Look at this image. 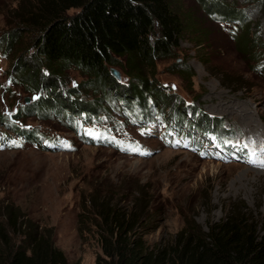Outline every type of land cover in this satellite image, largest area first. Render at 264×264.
<instances>
[{"label": "rangeland", "instance_id": "obj_1", "mask_svg": "<svg viewBox=\"0 0 264 264\" xmlns=\"http://www.w3.org/2000/svg\"><path fill=\"white\" fill-rule=\"evenodd\" d=\"M40 1L0 0V115L44 137L42 149L25 141L9 149L0 141V223L5 204L14 203L41 226L52 228L54 243L70 264H95L101 252L94 227L79 225V214L92 195H109L121 204L145 197L152 207L151 225H159L146 236L152 244L172 239L185 219L207 230L206 224L223 218L229 206L242 209L249 225L264 234V142L255 148L258 140L264 141L259 132L264 131V0H218L246 19L240 28L236 20L213 16L199 0H172L185 19L183 33L167 52L136 63L150 83L175 95L188 121H215L230 136L229 145L247 150L246 158L208 153L227 145L214 139L213 132L206 134L203 153L190 147L184 135L170 131L166 136L169 106L163 107L162 118L153 111L144 122L115 102L110 113L99 111L89 118L81 132L53 118L39 119L30 110L44 93L14 77V66L30 47L26 27ZM15 30L22 36L7 43ZM157 34L153 31L151 40ZM246 40L250 48L242 47ZM117 61L108 69L118 72V83L128 85L130 64ZM60 80L63 94L74 89L79 99L92 103L104 97L101 87L77 68L66 69ZM23 107L29 111L15 120L12 115ZM1 137L17 139L2 124ZM84 137L96 143L87 144Z\"/></svg>", "mask_w": 264, "mask_h": 264}, {"label": "trees", "instance_id": "obj_2", "mask_svg": "<svg viewBox=\"0 0 264 264\" xmlns=\"http://www.w3.org/2000/svg\"><path fill=\"white\" fill-rule=\"evenodd\" d=\"M199 1L213 16L236 20L239 28L246 25L243 16L233 14L218 0ZM70 9L76 11L68 13ZM183 19L172 0H41L26 27L32 37L30 47L23 50L14 66V77L44 93L30 112L81 132L80 126L89 118L98 116L99 111L110 113L115 102L123 112L130 111L144 122L152 119L153 111L162 118L163 107L169 106L168 127L173 126L193 144L208 132L226 139L224 129L213 120L202 117L194 123V117L188 121L175 95L150 83L137 68L139 60L151 61L155 54L176 45L185 28ZM155 30L158 34L151 40ZM21 34L11 32L6 42H17ZM248 40L242 43L243 48L251 47ZM29 49L32 51L27 55ZM118 59L130 64L132 81L128 85L118 83L108 69ZM70 67L83 71L92 85L101 87L103 101H82L74 89L60 92V78ZM28 111L23 107L12 117L18 120ZM0 124L17 136L16 140L0 138L9 149L24 141L43 148L44 137L35 130L18 126L6 115H0ZM83 140L96 143L88 137ZM88 204L79 214V225L94 227L101 250L95 264H264V234L257 232L256 225H249L251 221L244 218L242 209L229 206L223 218L206 224L207 230L185 219L172 239L152 244L146 236L159 225H151L152 207L142 195L133 204H121L109 195H92ZM1 212L0 264H70L55 245L52 228L41 226L14 203L5 204Z\"/></svg>", "mask_w": 264, "mask_h": 264}, {"label": "bare ground", "instance_id": "obj_3", "mask_svg": "<svg viewBox=\"0 0 264 264\" xmlns=\"http://www.w3.org/2000/svg\"><path fill=\"white\" fill-rule=\"evenodd\" d=\"M225 104V103H224ZM225 108V107H224ZM237 109V108H236ZM245 110V109H244ZM246 113V112H245ZM247 114V113H246ZM239 117H243V118H245L246 119V116H244L243 114H240L239 115ZM250 118V117H249ZM253 122V121H252ZM256 130H258V128H256ZM167 132H165V135L166 136H168V134L170 135V131H171V133L174 131V133L179 137V135L176 133V131L172 128V127H168V129L166 130ZM259 132H261V133H264V131H262V129H260L259 128ZM204 135V134H203ZM181 136H183V135H181ZM262 136H264V135H262ZM184 138H186V139H188L187 137H185V136H183ZM205 137H207V136H205L204 135V138L203 139H201V140H195V142H197V144H193L192 143V140H191V142H190V140L188 139V142H187V144L190 146V147H192L193 149H197L198 151H202V153L203 152H207V150H205L204 149V147H202V146H204L205 145ZM263 138V137H262ZM226 140H227V142L230 140V136L228 135V137L226 138ZM262 142H264L262 139H260V140H258L257 142H256V146H255V148L256 149H258L259 148V145L262 143ZM230 143L228 142V144L225 146V148H224V150L223 151H219V150H217L215 147H214V149H212L211 151H208V153H211V155L212 156H216V154H217V152H223V153H225V154H223L222 155V157H224L225 155H227V156H229L228 158H232L231 157V155H234V156H236V157H244V158H246L247 157V150L246 149H240V148H238V147H233V146H231V145H229ZM260 146H262V145H260ZM227 147V148H226ZM262 150H263V152L260 154L261 156L264 154V146L262 147ZM239 151H243L240 155L238 154V152ZM201 153V154H202ZM221 157V158H222Z\"/></svg>", "mask_w": 264, "mask_h": 264}, {"label": "water", "instance_id": "obj_4", "mask_svg": "<svg viewBox=\"0 0 264 264\" xmlns=\"http://www.w3.org/2000/svg\"><path fill=\"white\" fill-rule=\"evenodd\" d=\"M109 71L115 78H119V74L115 69L111 68V69H109Z\"/></svg>", "mask_w": 264, "mask_h": 264}, {"label": "snow or ice", "instance_id": "obj_5", "mask_svg": "<svg viewBox=\"0 0 264 264\" xmlns=\"http://www.w3.org/2000/svg\"><path fill=\"white\" fill-rule=\"evenodd\" d=\"M14 144H15V142H13ZM246 147V146H245ZM137 151H138V149H137Z\"/></svg>", "mask_w": 264, "mask_h": 264}]
</instances>
